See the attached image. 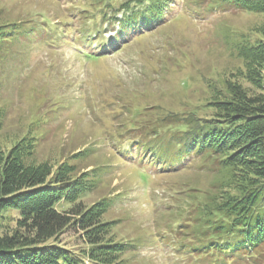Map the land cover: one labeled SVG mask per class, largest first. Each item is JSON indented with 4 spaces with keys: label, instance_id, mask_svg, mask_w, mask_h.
<instances>
[{
    "label": "rangeland",
    "instance_id": "obj_1",
    "mask_svg": "<svg viewBox=\"0 0 264 264\" xmlns=\"http://www.w3.org/2000/svg\"><path fill=\"white\" fill-rule=\"evenodd\" d=\"M126 2L113 0L100 10L97 0H0V24L31 19L47 27L38 32L59 30L42 44L18 42L12 61L0 69V106L7 110L0 149L9 151L40 119L34 130L45 134L30 161L56 166L68 160L77 172L102 166L95 188L81 201L88 207L110 198L101 219L111 223L115 241L133 244L123 254L126 264H194L190 213L215 190L218 175L197 162L164 172L166 163L133 144L131 130L134 123H154L168 112L199 109L243 67L237 44L264 16L227 0H172L161 21L159 14L144 11L137 25L142 29L124 31L106 21L102 10L121 18ZM86 38L92 44L81 42ZM101 43L105 53L96 49ZM71 205L61 203L59 209ZM80 234L70 228L60 241L83 246Z\"/></svg>",
    "mask_w": 264,
    "mask_h": 264
},
{
    "label": "trees",
    "instance_id": "obj_2",
    "mask_svg": "<svg viewBox=\"0 0 264 264\" xmlns=\"http://www.w3.org/2000/svg\"><path fill=\"white\" fill-rule=\"evenodd\" d=\"M112 1L97 0L96 4L102 6L100 10L107 9ZM126 1L122 7L129 8L121 18H116L114 10H102L106 21L112 19L124 31L141 24L144 11L159 14L161 21L172 0ZM133 1L137 4L130 6ZM227 2L264 16V0ZM43 28L47 27L31 19L1 23L0 69L12 61L18 42L42 44L59 33L57 26L50 33L38 32ZM81 42L92 44L87 38ZM102 44L98 52L104 50ZM236 52L243 67L231 72L199 109L168 112L154 123H134L131 130L133 144L166 163L164 172L197 162L218 175L212 185L215 190L195 202L190 213L195 221L191 242L196 244L188 243L193 245L188 249L197 254L194 264H264V21L242 35ZM83 53L98 56L93 51ZM5 109L0 106V129ZM39 120L30 123L29 131L9 151L0 149V264H126L123 254L133 244L115 241L111 223L101 219L110 198L88 207L81 201L95 188L102 166L77 172L68 160L56 166L30 161L39 135L45 134V130L40 134L34 130ZM77 156L81 153L72 158ZM65 202L71 207L59 209ZM70 228L81 231L83 246L61 243L60 236Z\"/></svg>",
    "mask_w": 264,
    "mask_h": 264
}]
</instances>
